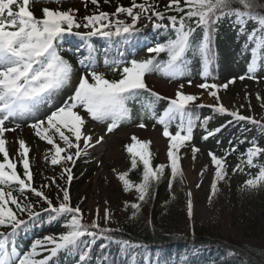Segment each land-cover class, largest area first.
<instances>
[{
	"label": "snow or ice",
	"instance_id": "6c2138e0",
	"mask_svg": "<svg viewBox=\"0 0 264 264\" xmlns=\"http://www.w3.org/2000/svg\"><path fill=\"white\" fill-rule=\"evenodd\" d=\"M34 2H43V0H0V155L3 157L0 161V228L11 229V232H0V264H50L52 258L61 251L78 249L83 237L88 236L95 239L98 234L102 235L112 231L109 228H101L97 220H93L90 224L83 223L81 209L79 206L71 205L69 188L56 184L55 177L50 178L49 183L42 185L39 189L32 187L30 148L25 141H18L17 153L22 158L20 163L24 170L23 178L17 172V163L9 156L6 147L5 132L15 130L6 128V121L32 113L40 105L48 104L61 89L70 84L73 67L60 55L58 47L66 36L78 37L82 42L89 41L96 36L106 39L113 37L128 39L139 31L137 24L142 15L150 21L153 18L158 21L154 24V28L170 30L174 33V38L165 44L149 47L147 51L154 55L148 59L139 61L132 59L123 62V66L116 61L109 63L106 59L104 62L106 67L120 72L121 78L118 80L106 79L103 73L96 71L91 63V55L87 58L88 63H85V60L80 61L86 74L79 78L73 94L45 119L37 120L29 125L35 130L37 137L52 146V165L61 164L63 161L65 164L74 166L75 159H79L89 147L93 146L92 137L85 135L82 131L86 120L81 110L93 121H110L107 124V132L111 133L120 123L131 119V109L127 106L128 101L139 98L143 93H148L149 97L154 99H150L143 107L147 114L156 118L154 103L166 98L151 91L144 77L153 71H162L169 77L179 75L184 65L185 54L193 44L192 37L197 28L201 29L204 34L198 51L203 57L205 72H207L212 57L211 39L215 31L214 26L223 18L235 17L236 22L241 24L242 30L249 20L256 25L248 34V40L256 44V47L252 49L254 59L249 66L250 73L255 70V57L258 50L264 48V0H168L165 12L158 11V6L150 3L149 0H143L141 3L131 0V6L125 7L117 4L112 13L101 11L99 0H83L85 8L89 2L96 8L93 14L82 18L83 23L77 18L78 9L72 8L60 10L45 7L41 10L42 15L37 17L30 10V3ZM48 2L59 4L63 0H48ZM103 2L109 4L110 0H103ZM167 11L180 15L166 16ZM122 14L131 18V22L125 23L123 19H120ZM165 19L168 23H159ZM193 20L195 27L191 23ZM81 28L86 31H74ZM258 32L259 35H257ZM161 53H166L168 57L163 65L156 59ZM244 78L240 77V79ZM188 83L191 85V81ZM180 87L182 89L183 85ZM198 87L208 91L210 96L219 101L217 93L221 86L214 83H202ZM222 87L226 89L228 85L224 84ZM257 98L259 99V96ZM197 99L195 95L177 91L175 98L168 101L167 109L158 118V123L163 126V136L170 142L167 156L173 178L181 173L178 153L193 137V116L189 106ZM214 111L231 115L236 120H249L251 123H257L250 117L240 115L239 112L229 113L223 105L215 106ZM177 120L178 130L173 134L170 131V125ZM138 127L145 128L146 125L141 122ZM212 134L209 132V135ZM55 137L59 138L64 147L57 143ZM204 139H207V136ZM102 140L103 137H100L96 142L99 143ZM132 140L133 143L127 146V151L131 156V168L135 169L138 163H142V182L133 185L128 178V172L118 174V179L122 182L125 192L135 187V191L139 194L138 200L143 202L149 195L152 181L160 179L165 166L152 167L150 141H140L135 136ZM81 141H83V147H81ZM71 149H75V152H70ZM198 151V148L193 147V159ZM62 153L65 155L62 156ZM227 154L219 158L215 153H208L216 169L215 180L212 183L213 195L217 188L216 181L225 179L227 175L225 169ZM262 154H264V147L253 145L243 155L247 157L246 164L254 167L256 166L254 161ZM45 159H48L47 154ZM237 170L242 171V168L237 165L233 171ZM65 177L70 186L73 180L71 167L64 168L61 179ZM262 182H264V166L260 167L254 178L245 181V186L256 188ZM12 185L18 186L15 191L19 193V196L13 195ZM52 185H56L59 192L63 194L58 206L54 205L42 190ZM28 192L48 205L44 211L55 213L57 216L68 215L70 219L63 225L68 229L65 233L36 239L29 251L18 254L14 248L11 251L8 249V238L15 235L16 230L26 223L21 218L24 214H27L30 220L40 215L39 212L34 211L35 204L28 202L26 195ZM128 206L125 202V207ZM130 207L134 210L132 218H135L140 204L132 203ZM188 210L189 217H191L190 202ZM96 215L98 218L99 209L96 210ZM109 219L110 214L106 210L104 220L107 223ZM107 238L111 239V237ZM122 243L127 244L126 241ZM85 259L86 254L81 251V264H84Z\"/></svg>",
	"mask_w": 264,
	"mask_h": 264
},
{
	"label": "rangeland",
	"instance_id": "374dc122",
	"mask_svg": "<svg viewBox=\"0 0 264 264\" xmlns=\"http://www.w3.org/2000/svg\"><path fill=\"white\" fill-rule=\"evenodd\" d=\"M99 2L100 10L109 13L115 11L117 4L125 7L131 6V0H110L109 4H105L103 0H99ZM141 2L143 0H137V3ZM149 2L157 5V10L168 4V0H149ZM30 4V10L37 17L42 15L41 10L45 7L59 8L60 10L78 9L77 18L82 23V18L85 15H91L96 11L95 6L90 2L85 8L83 0L63 1L59 4L43 0V2ZM119 18L123 19L125 23L131 22V18L123 14ZM113 19L116 18L113 17ZM157 22L155 18L150 21L142 15L138 24L144 25V28L139 32V35L142 37L146 35L147 31L154 28V24ZM252 22L249 21L241 33H227L221 43L217 58L219 81L215 82L216 85L221 86L217 93L219 101L210 96L208 91L199 88L198 85L204 82L199 79L192 80L183 67L177 76L169 77L166 73H156L146 79L147 86L151 91L166 98L155 101V110L164 111L168 101L175 98L176 92L183 91L185 94L198 97L193 104L203 105L201 119L207 123L205 128L195 134L192 147L181 155L183 179L181 175L173 178L169 173L164 194L155 209L153 224L166 233L185 236L194 226H199L205 228L208 234L213 237L237 240L250 247L264 248V182L256 188L246 187L245 181L254 178L259 170L255 166L249 167L246 164V155L236 158L231 153L233 143L246 141L249 138H253V141L256 142L253 145L264 147V133L259 128L264 126V48L258 50L255 57V70L250 73L249 66L254 59L252 49L256 47L254 41L248 40V34L256 26ZM159 23H168V21L165 19ZM74 31L85 32L86 30L81 28ZM95 38L102 39L103 37L96 36ZM151 42V46H153V41ZM145 51L144 49L143 52H139L137 58L146 57ZM66 61L70 62L73 67L70 84L61 89L48 104L40 105L32 113L10 118L5 122L6 128L15 129L4 134L7 151L19 167L22 165L20 163L22 158L17 154L18 141H25L30 148L32 187L39 189L42 185L48 184L50 178L55 177L56 184L69 188L71 205L79 206L83 213V222L91 223L93 220H97L100 226L120 229L133 216L134 210L130 205L141 202L138 200L139 194L135 191V187L125 192L122 182L118 179V174L128 172V178L133 185L142 182L143 165L138 163L137 167L132 169L131 156L127 151V146L133 143L132 137L135 136L140 141L151 142L150 152L153 168L169 165L167 152L170 142L163 136V128L153 121H148L146 117H139L130 127H122L116 132L108 133L105 126L99 125L81 112L86 120L82 131L85 135L92 137L93 146L89 147L79 159H75L74 166L65 164L63 161L61 164L52 165V146L37 137L35 130L29 125L37 120L45 119L47 115L61 106L73 94L79 78L86 74V70L78 65L74 56H68ZM96 71L104 75L108 72L102 65ZM242 76L245 78L240 79ZM89 80L91 81V77ZM189 81H191V85H189ZM224 84L228 85L226 89L222 87ZM181 85H183L182 89ZM219 105H223L229 113L239 112L240 115L254 119L257 121L256 126L249 120H247L248 123L237 120V125L229 127L226 114H217L214 111V107ZM141 122L146 125L145 128L138 127ZM209 132L213 134L209 135ZM173 134L175 133L173 132ZM205 136L207 139H204ZM100 137H103V140L97 143L96 141ZM55 139L61 147H64L58 137ZM81 147H83V141H81ZM193 147L199 149L195 154V159H193ZM69 151L74 153L75 149ZM209 152L215 153L219 158L225 157L228 153L225 160L227 175L225 179L216 181L217 188L214 195L212 183L215 180L216 169L208 155ZM46 154L47 160L45 159ZM63 155L65 153H62ZM2 159L3 157L0 155V161ZM237 165L242 168V171H233ZM66 167L72 168L73 180L70 186L67 184L66 177L61 179ZM21 177L23 178L22 175ZM5 190L8 189L5 188ZM42 190L53 204L58 206L63 194L59 192L56 185ZM28 193V202L35 204L34 211L43 213L48 205L39 198H34L32 193ZM13 195L19 196L17 191H13ZM125 202L129 205L127 208ZM189 202L191 203V217L188 214ZM10 206L14 208V206ZM97 209H99L98 218ZM106 210L110 214L107 223L104 220ZM21 218L29 219L27 214ZM66 222L59 221L50 230L46 229L47 232L41 234V239L45 236H58L65 233L68 230L63 226ZM25 247L24 244L21 248ZM104 249L107 252L106 256L111 258L118 251V245L114 243L107 245ZM95 250L98 255L101 247L95 246ZM203 253V251H196L195 254L200 256ZM61 256L62 251L52 258L50 264H59ZM125 256L126 259H129V264L156 263L155 258L146 255L140 246L129 248Z\"/></svg>",
	"mask_w": 264,
	"mask_h": 264
},
{
	"label": "trees",
	"instance_id": "16d2710c",
	"mask_svg": "<svg viewBox=\"0 0 264 264\" xmlns=\"http://www.w3.org/2000/svg\"><path fill=\"white\" fill-rule=\"evenodd\" d=\"M67 1L74 2L76 0ZM166 5L167 4L158 9V11L165 12ZM165 15L180 14L167 11ZM191 23L192 26L195 27L194 20ZM137 28L139 31L128 39H123L122 37L96 39L92 37L91 40L82 42L78 37L66 36L64 42H68L69 44L65 47L59 43V53L65 60L70 55L74 56L78 65L82 68L84 67L81 65L80 61L85 60V63H88L87 58L91 55V63L95 69L102 65L103 68L108 71L104 75L106 79L118 80L121 78L120 72L113 71L111 67H106L104 63L106 59L109 63L116 61L120 63L121 66H123V62L131 61L132 59L138 61L148 59L150 56L154 55L147 51L149 47L165 44L168 40L174 38V33L170 30L156 28L150 29L147 31V34L142 37L139 35V32L143 30L144 25L137 24ZM214 28L215 31L212 33L211 39L212 57L209 61L207 72H205L204 69L203 57L198 51V46L204 38L203 31L197 28L192 37L193 44L185 54L183 65L184 70L192 80L199 79L204 83L214 84L216 81H219L217 58L221 49V43L224 41V37L227 33H241L243 31L241 29V24L236 22L235 17L221 19ZM151 41H153V46H151ZM144 49L146 50L147 56L137 58V54L143 52ZM156 59L163 65L168 57L166 53H161ZM156 73L162 74L164 72L153 71L146 74L144 77L145 83L148 77H152ZM150 99L153 98H150L148 93H143L139 98L129 100L127 106L131 109V119L120 123L113 132H116L122 127L132 126L139 117H146L148 121H153L163 128V126L158 123V118L160 114L167 109L168 104L162 112L155 110L156 118H153L145 112L143 107L145 102ZM189 107L193 116V137L191 141L185 143L178 153L180 157V168L182 163L181 155L192 147L195 134L199 130L205 128L207 124L205 120L201 119L202 107H200L199 104H192ZM215 113L220 114L216 111ZM226 120L229 123V127L238 124V121L231 115L226 114ZM244 122L248 123L247 120H244ZM97 123L107 127L110 121ZM177 125L178 120L173 121L170 125V131L172 133L178 130ZM253 125L256 126V124ZM257 126L259 127L260 125ZM259 128H261L264 133V126ZM255 143L253 138L233 143L231 150L235 149V151H231V153L236 158H240L246 153L247 149L252 147ZM254 163L256 165L255 167L259 170L260 167L264 166V156L256 158ZM168 164L169 165L165 166L163 175L160 179L158 181H152L149 195L146 197L145 201L140 202V209L135 218H131L120 229H117V227L101 226V228H109L112 231L103 233L102 235L98 234L95 239L88 236L83 237L82 243H80L78 249L72 248L68 251H62L59 264H81V251L86 254L84 264H129V259H126L125 254L126 251L133 246H140L146 255L153 256L156 260L155 264H264V248L250 247L237 240H226L220 237H213L208 234L205 228L199 226H194L185 236H180L175 233H166L153 224L155 209L164 194L169 179V173H171L170 163ZM16 170L23 176L24 170L22 166ZM180 175L183 179L182 169L181 173L177 176ZM11 188L15 191L18 186L12 185ZM6 189L8 188L6 187ZM26 195L28 196L29 193H26ZM69 219L70 217L68 215L57 216L55 213L43 211V213L36 218L25 220L26 223L16 230L15 235L8 238L7 247L10 251L14 248L18 254H23L30 250L31 244L36 239H41L42 233L47 232L46 229L50 230V228L59 221H68ZM83 223L90 224L88 222ZM0 231L7 233L11 232V229L0 228ZM107 237H111V239ZM125 241L127 244L122 243ZM114 243L118 245V251L113 257L108 258L104 248ZM24 244L26 247L21 248ZM95 246L101 247V251L98 255L96 254ZM196 251H203L204 253L199 256L195 254ZM47 254L48 253H44V255Z\"/></svg>",
	"mask_w": 264,
	"mask_h": 264
},
{
	"label": "bare ground",
	"instance_id": "6f19581e",
	"mask_svg": "<svg viewBox=\"0 0 264 264\" xmlns=\"http://www.w3.org/2000/svg\"><path fill=\"white\" fill-rule=\"evenodd\" d=\"M253 23V22H252Z\"/></svg>",
	"mask_w": 264,
	"mask_h": 264
}]
</instances>
